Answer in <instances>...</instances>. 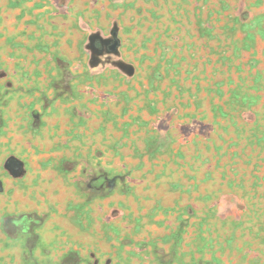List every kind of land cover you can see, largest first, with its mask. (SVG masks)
Here are the masks:
<instances>
[{"label":"rangeland","instance_id":"rangeland-1","mask_svg":"<svg viewBox=\"0 0 264 264\" xmlns=\"http://www.w3.org/2000/svg\"><path fill=\"white\" fill-rule=\"evenodd\" d=\"M0 264H264V0H0Z\"/></svg>","mask_w":264,"mask_h":264},{"label":"water","instance_id":"water-1","mask_svg":"<svg viewBox=\"0 0 264 264\" xmlns=\"http://www.w3.org/2000/svg\"><path fill=\"white\" fill-rule=\"evenodd\" d=\"M9 167L12 169V171H17L20 168V165L16 162H13L12 160L8 162Z\"/></svg>","mask_w":264,"mask_h":264}]
</instances>
